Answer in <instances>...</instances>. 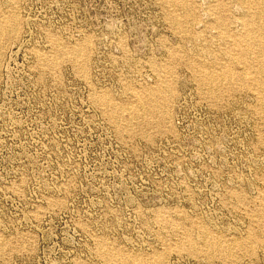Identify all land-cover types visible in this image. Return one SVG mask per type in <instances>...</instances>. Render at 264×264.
Masks as SVG:
<instances>
[{
    "label": "rangeland",
    "instance_id": "obj_1",
    "mask_svg": "<svg viewBox=\"0 0 264 264\" xmlns=\"http://www.w3.org/2000/svg\"><path fill=\"white\" fill-rule=\"evenodd\" d=\"M187 3L182 32L160 0H0V264H264V120L214 22L243 9Z\"/></svg>",
    "mask_w": 264,
    "mask_h": 264
},
{
    "label": "bare ground",
    "instance_id": "obj_2",
    "mask_svg": "<svg viewBox=\"0 0 264 264\" xmlns=\"http://www.w3.org/2000/svg\"><path fill=\"white\" fill-rule=\"evenodd\" d=\"M160 1L162 2L163 6L169 11L168 18H169V21L171 22V24L176 29L182 30L184 27V24L191 20L190 15H188L186 18H182L181 16L177 15L175 12H176V9H180V8L183 9L184 12H186V13L189 12V10L187 8L188 7L187 0H160ZM237 2L241 5V7L243 9V13L241 12L242 15H241V18L239 19V24L241 27L240 31H237L232 36H228L227 34L229 33V30L225 27L224 19L222 17H219V18L215 17L214 22L219 27L220 34L222 36H224L226 38H228V37L233 38V45H235L237 47L236 49L239 50L236 59L241 63L244 62L245 63L244 68L252 71L253 76H252V79L250 80V82L252 83L251 85H254L258 91V100H259V104L261 106L260 107L261 108V116L264 120V0H237ZM210 11H211L212 16L213 15L216 16L217 12L219 13V12L224 11V7L222 5L215 4V5H213V7ZM180 13H182V11ZM3 24L4 23H2V21H0V41H2V38H4V35L7 32V30H6L7 28L5 29V25H3ZM190 25H192V24H190ZM9 30L12 31L11 29H9ZM182 32H183V30H182ZM80 49L81 48L75 47L73 50V53L74 54L80 53ZM195 69L198 70L199 73H205L206 74V77H204V78L199 77V78H201L199 83H201L202 85H205V86H211V85H212V87L215 86L214 84L216 83L215 82L216 79L212 78L213 76H211V73H209L205 69V67L198 66V68L195 67ZM243 77H244V75L242 73L241 74H239V73L233 74L231 66L226 67L225 73L224 74L222 73L223 79L237 81L242 85L244 84V82H243L244 78ZM160 85H162V84H160ZM169 90H170V88H169ZM158 92H160V90L155 91L154 94L151 92L150 93H151V96H155L156 94H158ZM147 97L146 98H147L148 103L143 96L138 97V102H137L136 106H134V108L132 109L133 111H132L131 116H130L131 118L136 119L139 117V115H140L139 112L141 110L140 107L143 106L145 101L149 106L148 110L149 109L152 110V109L156 108V105L153 106V104L149 103L150 97L148 95H147ZM261 206H264V205H261ZM263 212L264 211L262 210L261 212L258 213V215H260V214L262 215ZM261 225L264 228V217L261 220ZM220 245H219V247H220ZM236 245H238L236 242L231 241L226 246L234 247Z\"/></svg>",
    "mask_w": 264,
    "mask_h": 264
}]
</instances>
